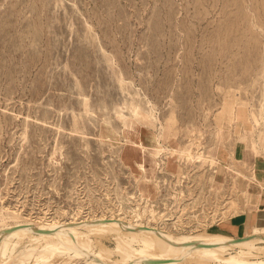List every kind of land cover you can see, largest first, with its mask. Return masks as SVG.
<instances>
[{"label": "rangeland", "instance_id": "1", "mask_svg": "<svg viewBox=\"0 0 264 264\" xmlns=\"http://www.w3.org/2000/svg\"><path fill=\"white\" fill-rule=\"evenodd\" d=\"M259 157L264 0H0V229L226 233L260 206Z\"/></svg>", "mask_w": 264, "mask_h": 264}, {"label": "bare ground", "instance_id": "2", "mask_svg": "<svg viewBox=\"0 0 264 264\" xmlns=\"http://www.w3.org/2000/svg\"><path fill=\"white\" fill-rule=\"evenodd\" d=\"M78 220L3 227L0 264H28L31 259L34 264H56V255L63 259L59 264H78L73 263L77 259L83 264H264L256 260L264 256L263 232L235 239L226 233L175 234L121 218ZM98 235L112 237L115 247H97L93 237ZM8 255L14 256L13 262H3Z\"/></svg>", "mask_w": 264, "mask_h": 264}, {"label": "crops", "instance_id": "3", "mask_svg": "<svg viewBox=\"0 0 264 264\" xmlns=\"http://www.w3.org/2000/svg\"><path fill=\"white\" fill-rule=\"evenodd\" d=\"M246 147L238 146L234 150V156L237 159H244ZM239 161V160H238ZM254 175L260 183H264V157H259L254 161ZM261 202L257 209L246 211L242 217H232L228 222L223 224L222 230L232 237H242L248 234L254 227L264 225V194L260 196Z\"/></svg>", "mask_w": 264, "mask_h": 264}]
</instances>
